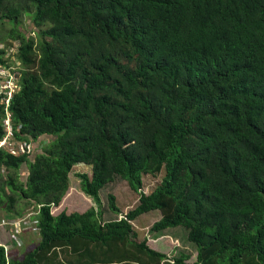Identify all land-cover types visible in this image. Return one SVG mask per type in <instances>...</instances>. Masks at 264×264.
<instances>
[{"label":"trees","instance_id":"trees-1","mask_svg":"<svg viewBox=\"0 0 264 264\" xmlns=\"http://www.w3.org/2000/svg\"><path fill=\"white\" fill-rule=\"evenodd\" d=\"M0 30V64L19 72L12 135L43 138L0 150V211L30 206L39 238L0 246V264H264V0H0ZM2 119L0 106V138ZM79 164L98 207L116 180L136 207L51 215ZM108 209L121 213L113 196ZM150 212L151 237L183 232L194 260L137 240L131 222Z\"/></svg>","mask_w":264,"mask_h":264},{"label":"rangeland","instance_id":"rangeland-1","mask_svg":"<svg viewBox=\"0 0 264 264\" xmlns=\"http://www.w3.org/2000/svg\"><path fill=\"white\" fill-rule=\"evenodd\" d=\"M21 27L23 28V31L27 35L35 38L34 33L31 32L32 27L25 25V18H23V21L21 22ZM6 30H8V29H6ZM3 37H4V32L2 30H0V42H1V39ZM6 43H8V42H6ZM3 48L4 47H1L0 49L2 50ZM12 53H15V48L12 49ZM5 59H9L8 55L5 56ZM14 61H15L14 59H12V60L9 59L8 63H10V65L12 63L11 66L15 67V66H17V63L15 62V64H14ZM16 69H17V67H16ZM42 140H43V138L40 137L39 139H37V145H35V143L28 144L27 154L32 153L34 151H37L38 150V144ZM40 145H41V143H40ZM1 174H3L5 176L4 172H1ZM84 174H86L88 176L91 175L90 167L85 166L84 164H79V165L74 166V168L72 169V172L69 176V191H68L67 196L65 197L63 202L57 206V208L50 209V212L53 216H55L56 214H58L64 210L66 211L67 214H72V213H84L86 210H90L93 208V209H98V210L103 211V216H102L103 220L114 219L115 214H113V212H110L108 209V196H113L115 198L116 205H117L118 209L121 211V213H126L127 211H130V210L134 209V207H136L137 201H138V196L135 195L133 192H131L128 189L126 183H124L120 180H116L115 182H113L112 184L108 185L107 187H105L103 190L100 191L99 198L101 201V204H100L101 207H98L92 199L84 196V194L81 191V180L79 179V176L84 175ZM162 178H163V173L158 175V176H154V177L144 176L142 179L143 186H142L141 192L144 194L149 193L155 186L159 185ZM17 208H20L22 211L25 212V213H23V215L21 217H15V218H12V220H11V218L5 217V213L0 211V222L2 220L16 221V220H20V219H24V222H26V221H29V217H33V219L30 220L31 221L30 223H32L33 225H36L35 224L36 221L34 219L36 213H34L35 212L34 209H32L30 206H25L24 204H21V206L19 205V207L17 206ZM30 213H33V214H31V216H29ZM160 218H161L160 212H150V213H147L144 216L138 218L137 222H134L135 226H133V228L136 229L135 231H137V233H138L137 234L138 235L137 240L138 241H141L143 239L151 240V238H150L151 237V231H150L151 225L155 221H158V219H160ZM13 219H15V220H13ZM6 228L7 227H5L2 223H0V243L1 244L4 243L5 241H7V239L8 240L10 239V235H11L12 230L11 229L7 230ZM31 230L30 231L26 230L22 234H21V232H19V236H20L19 239H20L21 243H20V246L15 247L13 254L18 255L21 253V251L23 249L26 248V246L23 243L28 242V244L29 243L32 244L31 243L32 238H34V241L36 238H38L37 229L32 228ZM177 231H181V229L177 228ZM171 233H176V232L171 231L170 234ZM170 240H171V242H170ZM170 240L169 241H167V240L162 241L163 245H161L157 241V239H155L154 241L151 242V245L155 246V248H157V250H159V251L163 250L165 252H168V256H170V255L173 256L176 250L177 251L182 250L184 252L190 253L191 254L190 260H194V258H195L194 245H192L190 242H187L185 240V238L183 236V232H180L179 235L174 236V239H170ZM168 243H171V246L173 247V249L169 246H166ZM34 245H35V243H34ZM9 257H11V256H9Z\"/></svg>","mask_w":264,"mask_h":264},{"label":"built area","instance_id":"built-area-1","mask_svg":"<svg viewBox=\"0 0 264 264\" xmlns=\"http://www.w3.org/2000/svg\"><path fill=\"white\" fill-rule=\"evenodd\" d=\"M7 55L9 56V54ZM3 61L6 63V65L5 63L0 64V106L3 111V119H2V124H1L3 135L0 138V150L10 155H13V156H19L21 154H27L28 144L26 142L17 141L14 139L12 135L11 112L9 110L11 101L19 90V85H20L19 84V72H18V68L16 69L17 66L15 67L7 66V64H10V63H8L5 57ZM31 214L33 213H30L29 216H31ZM32 219L33 217H29V221H26V222H24V219H20L16 221H11L12 219L2 220L0 222L5 227H7L6 229L12 230L10 237L15 242L14 246H20V241L18 240L19 232H21L22 234L26 230L30 231L32 228H36L35 225L30 223L31 222L30 220ZM4 247L8 251V247L7 246H4Z\"/></svg>","mask_w":264,"mask_h":264},{"label":"crops","instance_id":"crops-1","mask_svg":"<svg viewBox=\"0 0 264 264\" xmlns=\"http://www.w3.org/2000/svg\"><path fill=\"white\" fill-rule=\"evenodd\" d=\"M0 47H3V45H1L0 44ZM57 208V207H56ZM92 208V207H91ZM53 209V208H52ZM93 209V208H92ZM133 210V209H132ZM132 210H130V211H132ZM65 211V210H64ZM64 211H62V212H64ZM62 212H60V213H62ZM66 212V211H65ZM128 212V211H127ZM126 212V213H127ZM60 213H58V214H60ZM126 213H120L118 216H116L115 215V217H114V219H110V220H103L102 219V221L103 222H108V221H112V220H119L121 217H122V215H125ZM50 214H51V212H50ZM52 215V214H51ZM57 215V214H56ZM145 215V214H144ZM144 215H141V216H139L138 218H140V217H142V216H144ZM161 215V214H160ZM114 216V215H113ZM113 218V217H112ZM137 218V219H138ZM137 219H135L133 222H131V225H132V227L133 226H135L134 225V222H137ZM159 220V219H158ZM133 230H134V232L136 233V235L138 234L137 233V231H135L136 229H134L133 228ZM170 231H172V230H170ZM170 231H168V230H165V231H162L161 232V234L159 233L157 236H154V237H150L151 238V240H149V239H147V243H148V245L152 248V249H154V250H157V248H155V246H152L151 245V242L152 241H154L155 239H157V241L161 244V245H163V242L162 241H164V240H167V241H169L170 239H174V237L170 234ZM173 232V231H172ZM38 235V234H37ZM137 237H138V235H137ZM20 236L18 237V240L20 241ZM138 239V238H137ZM32 240L34 241V238H32ZM31 240V243L32 244H28V242H25V243H23L25 246H26V248H29V247H32L33 245H34V243L36 244L37 242H38V240H39V238H36L35 239V241L33 242ZM26 241V240H25ZM142 241V240H141ZM170 242H171V240H170ZM20 243H21V241H20ZM1 244V243H0ZM14 244H15V242L11 239V237H10V239L8 240L7 239V241H5L4 243H2L0 246H7L8 247V251H9V253H10V251L13 253V251H14V249H15V247L16 246H14ZM166 246H169V247H171L172 249H173V247L171 246V243H168ZM157 251H159V250H157ZM160 252H163V253H166L167 255H168V252H165V251H163V250H160ZM195 259V258H194Z\"/></svg>","mask_w":264,"mask_h":264}]
</instances>
